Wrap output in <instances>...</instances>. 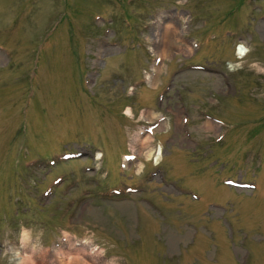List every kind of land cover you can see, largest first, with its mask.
<instances>
[{"label": "rangeland", "instance_id": "1", "mask_svg": "<svg viewBox=\"0 0 264 264\" xmlns=\"http://www.w3.org/2000/svg\"><path fill=\"white\" fill-rule=\"evenodd\" d=\"M28 243L264 264V0H0V264Z\"/></svg>", "mask_w": 264, "mask_h": 264}, {"label": "bare ground", "instance_id": "2", "mask_svg": "<svg viewBox=\"0 0 264 264\" xmlns=\"http://www.w3.org/2000/svg\"><path fill=\"white\" fill-rule=\"evenodd\" d=\"M169 30H174L175 32H176V34H177V29H175V27L173 26V25H171V24H168V23H166L164 26H163V37H167L166 35L168 34V31ZM162 42H163V44H165V39H163L162 40ZM163 47H165V46H163ZM162 47V50H164V48ZM242 47V46H241ZM165 52V51H164ZM242 49L240 48V47H238V53L239 54H242ZM161 53V52H160ZM163 54V56H165L164 55V53H162ZM158 68V67H157ZM209 125H211V123H209V122H207V126H209ZM143 142L145 143L146 142V138H144V140H143ZM158 151H160V147L158 148ZM158 154H159V152H158ZM159 159V157H158V155H157V158H156V160H158ZM23 232H25V231H23ZM25 237V234H23V239H25L24 238ZM31 240V239H30ZM25 241V240H24ZM64 242V241H63ZM26 244H27V242H26ZM65 244V243H64ZM28 248H29V250H28V253L27 254H25V256L23 257V255H22V257H18V256H16L15 257V262H16V264H38V263H41V261H43L44 259H45V256H46V253L47 252H45V251H43V249H36L35 248V246L33 245V244H29L28 243ZM20 246H21V244H20ZM73 247V246H72ZM81 247V246H80ZM83 248V247H82ZM81 248V249H82ZM80 249V248H79ZM87 248H84V250H86ZM68 250V249H67ZM71 250V249H70ZM16 251H18V250H16ZM19 252V251H18ZM56 252V251H55ZM80 252H82V250L81 251H79L78 252V254H76V255H71L70 256V258L74 261V264L76 263V264H92V263H94V255H96V253H93V251L92 250H90L89 251V256H92V258H90L89 257V259L88 258H86V257H80L81 255V253ZM16 253V252H15ZM50 253V252H49ZM49 253H47V255H49ZM20 254V253H19ZM53 255V254H52ZM58 255V254H57ZM59 255H60V253H59ZM58 255V256H59ZM44 256V257H43ZM84 256V255H83ZM34 257H36L37 259H38V261H40V262H36V259L34 258ZM60 257H62V256H60ZM50 258H52V257H50ZM66 259V258H65ZM93 259V260H92ZM45 261L47 262V260L45 259ZM49 262L48 263H50V260H48ZM59 261V260H58ZM60 261H62V260H60ZM77 262H79V263H77ZM61 263V262H60ZM67 263V262H66ZM66 263H64V264H66ZM53 264H54V262H53ZM57 264V263H56ZM95 264V263H94ZM97 264V263H96Z\"/></svg>", "mask_w": 264, "mask_h": 264}]
</instances>
